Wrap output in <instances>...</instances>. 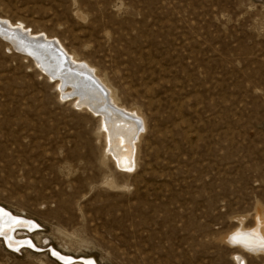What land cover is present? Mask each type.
<instances>
[{
	"label": "rangeland",
	"instance_id": "374dc122",
	"mask_svg": "<svg viewBox=\"0 0 264 264\" xmlns=\"http://www.w3.org/2000/svg\"><path fill=\"white\" fill-rule=\"evenodd\" d=\"M0 17L141 127L121 170L100 116L0 38V206L38 224L17 232L34 247L0 239V264H264V0H0Z\"/></svg>",
	"mask_w": 264,
	"mask_h": 264
},
{
	"label": "bare ground",
	"instance_id": "6f19581e",
	"mask_svg": "<svg viewBox=\"0 0 264 264\" xmlns=\"http://www.w3.org/2000/svg\"><path fill=\"white\" fill-rule=\"evenodd\" d=\"M0 38L11 44L16 52L30 57L37 68L43 71L51 81L57 79L56 85L63 96H76L75 105H85L88 111L100 116L107 151L121 170H128L135 166L138 150L137 139L141 129L138 118L131 116V112L128 115L127 112H122L121 109L113 106L116 101L112 92L100 85L101 81L92 75L88 65L77 60L72 54L57 49L55 42L47 35H38L26 30L21 24L15 25L1 17ZM63 60L65 64L58 66L62 65ZM54 64H57V67ZM67 88L70 89L66 90ZM37 230L38 224L34 220L15 215L0 206V239L5 246L9 245L12 251L34 247L29 236H18L17 232L30 234ZM51 252L63 264H97L90 257L77 260L71 255H63L53 249Z\"/></svg>",
	"mask_w": 264,
	"mask_h": 264
},
{
	"label": "water",
	"instance_id": "95a60500",
	"mask_svg": "<svg viewBox=\"0 0 264 264\" xmlns=\"http://www.w3.org/2000/svg\"><path fill=\"white\" fill-rule=\"evenodd\" d=\"M40 45H41V44H40ZM57 63H58V62H57ZM64 64H65V61H64ZM54 66L57 67V64H54ZM58 66H63V64H62V65L59 64ZM53 70H54V68H53ZM60 70H61V69H60ZM79 86H80V85H79ZM79 88H80V87H79ZM6 247L9 248V249H12V248L9 247V245H7V244H6Z\"/></svg>",
	"mask_w": 264,
	"mask_h": 264
}]
</instances>
